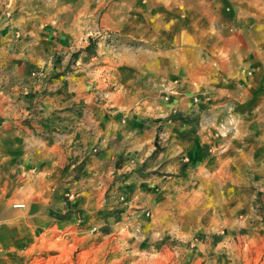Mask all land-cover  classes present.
I'll return each mask as SVG.
<instances>
[{
    "label": "rangeland",
    "instance_id": "374dc122",
    "mask_svg": "<svg viewBox=\"0 0 264 264\" xmlns=\"http://www.w3.org/2000/svg\"><path fill=\"white\" fill-rule=\"evenodd\" d=\"M219 6L231 16L217 18ZM66 7L72 10L68 19L80 49L74 54L91 47L88 57L109 66L106 75L118 69L105 81L96 76L102 79L98 86L104 97L120 85L114 79L118 74L151 90L157 83L146 77L153 72L174 73L180 85L189 74L205 76L190 98L201 110L190 117L215 123L220 145L206 151L207 162L196 168L204 177L192 179L191 189H85L81 199L70 189H45L54 179L44 172V189H23L26 194L20 195L32 206L30 215L44 221L36 240L19 246L21 264H264V241L242 224L253 211L243 209L247 185L241 170L250 157L252 169L264 167L257 154L264 149V0H85ZM246 77L256 85L249 92L254 103L249 111L241 104ZM157 95H151L150 103H159ZM164 100L170 101V95ZM178 113L173 109L165 116L157 110L161 123ZM30 121L28 129L36 135ZM161 147L158 136L151 157ZM93 154L101 156L95 148ZM44 161L45 171L50 162ZM13 164L0 162V185L21 189L38 184L23 174L3 177ZM101 164L112 167L110 161ZM59 198L87 204L86 217L100 207L102 218L88 224L59 222L63 214L52 205Z\"/></svg>",
    "mask_w": 264,
    "mask_h": 264
},
{
    "label": "crops",
    "instance_id": "0c3cea01",
    "mask_svg": "<svg viewBox=\"0 0 264 264\" xmlns=\"http://www.w3.org/2000/svg\"><path fill=\"white\" fill-rule=\"evenodd\" d=\"M72 1L85 0H0V162L14 163L3 177L17 173L38 182L21 189L0 185V264H21L19 246L35 241L40 233L43 217L30 215L31 205L27 207L26 197L20 195L26 194L23 189H44L45 173L54 179L45 189H70L81 199L85 189H191L192 179L204 177L196 168L207 162L206 151H216L220 145L214 138L215 123L190 117L201 110L190 98L198 94L205 76L189 74L180 85L174 73L153 72L146 77L157 83L151 90L118 74L114 79L120 85L104 97L98 86L102 79L96 76L105 81L118 69L106 75L109 66L88 57L91 47L74 54L80 49L74 42V23L68 19L72 10L66 7ZM226 11L219 6L216 17L231 16ZM190 29L193 34L195 27ZM246 78L241 104L249 111L254 105L249 92L256 85ZM153 93L159 103H150ZM167 94L170 101L164 100ZM158 109L165 116L173 109L180 113L161 123ZM27 118L36 135L28 129ZM158 136L161 151L151 157ZM93 148L101 152L99 159ZM257 154L258 161H264V149ZM101 158L112 167L105 168ZM44 160L50 162L45 171ZM241 170L247 185L242 189L243 209L253 211L242 224L264 241V167L252 169L250 157ZM229 184L226 187L233 189ZM52 205L61 210L58 215L63 214L59 222L88 224L102 218L100 207H93V217H86L91 208L81 200L66 203L59 198Z\"/></svg>",
    "mask_w": 264,
    "mask_h": 264
}]
</instances>
